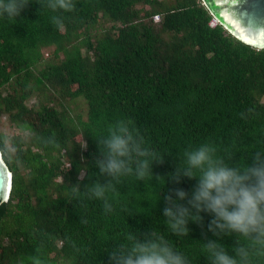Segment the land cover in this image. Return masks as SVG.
<instances>
[{"label": "trees", "instance_id": "obj_1", "mask_svg": "<svg viewBox=\"0 0 264 264\" xmlns=\"http://www.w3.org/2000/svg\"><path fill=\"white\" fill-rule=\"evenodd\" d=\"M28 2L17 18L0 16V116L18 130L0 133L13 173L0 205V264H109L113 246L143 242L152 230L189 264H208L212 217L201 213L183 239L163 217L164 197L190 194L197 181L168 177L204 143L240 166L264 148V50L232 37L201 0H73L70 12ZM77 99L81 109L66 104ZM118 120L131 121L164 160L144 182L122 178L106 213L85 185L108 182L95 168L96 143Z\"/></svg>", "mask_w": 264, "mask_h": 264}, {"label": "clouds", "instance_id": "obj_2", "mask_svg": "<svg viewBox=\"0 0 264 264\" xmlns=\"http://www.w3.org/2000/svg\"><path fill=\"white\" fill-rule=\"evenodd\" d=\"M29 4L28 0H0V16L17 18ZM52 10L70 12L73 0H47ZM57 25L61 20L54 18ZM99 158L94 162L99 177L107 176V183L85 185L89 199L103 202L106 213L112 211L107 193H115L122 178L135 177L144 182L153 177L154 163L163 162L129 120H118L107 129V135L96 143ZM86 145H84L85 147ZM251 161L244 166L229 164L217 155L215 146L204 143L185 151L182 166H177L168 180L179 184L183 179L196 180L189 194L176 189L164 197L167 206L163 209L164 222L171 236L183 239L189 236V223L200 224L201 213L212 219L207 231L217 237L203 243L208 264H258L264 258V148L249 152ZM86 171L81 173L84 179ZM199 173V175H195ZM80 188L77 187L78 194ZM235 235L247 243L226 249L218 239ZM109 264H189L187 256L176 250L165 236L155 230L145 236L143 242L136 239L131 246H113L106 252ZM32 264H41L33 257Z\"/></svg>", "mask_w": 264, "mask_h": 264}, {"label": "water", "instance_id": "obj_3", "mask_svg": "<svg viewBox=\"0 0 264 264\" xmlns=\"http://www.w3.org/2000/svg\"><path fill=\"white\" fill-rule=\"evenodd\" d=\"M214 20L232 37L264 50V0H201ZM13 173L0 151V205L11 195Z\"/></svg>", "mask_w": 264, "mask_h": 264}, {"label": "rangeland", "instance_id": "obj_4", "mask_svg": "<svg viewBox=\"0 0 264 264\" xmlns=\"http://www.w3.org/2000/svg\"><path fill=\"white\" fill-rule=\"evenodd\" d=\"M215 22L212 23V25H214ZM70 108L71 107H79V109H81L83 107V101L81 99H77L75 101L72 102H67L66 103ZM0 133H3L4 135L7 136H12L16 133H18V130L15 129L12 125H10L8 119L6 116H0Z\"/></svg>", "mask_w": 264, "mask_h": 264}, {"label": "built area", "instance_id": "obj_5", "mask_svg": "<svg viewBox=\"0 0 264 264\" xmlns=\"http://www.w3.org/2000/svg\"><path fill=\"white\" fill-rule=\"evenodd\" d=\"M155 19H158L157 17H155Z\"/></svg>", "mask_w": 264, "mask_h": 264}]
</instances>
